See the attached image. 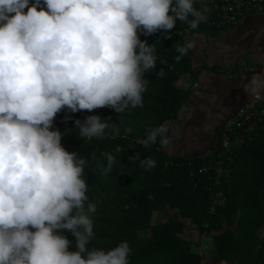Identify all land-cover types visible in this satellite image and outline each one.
I'll return each mask as SVG.
<instances>
[{"label": "clouds", "instance_id": "obj_1", "mask_svg": "<svg viewBox=\"0 0 264 264\" xmlns=\"http://www.w3.org/2000/svg\"><path fill=\"white\" fill-rule=\"evenodd\" d=\"M206 12L194 0H0V264H130L127 241L89 248L96 205L88 202L87 160L65 149L53 124L65 110L143 107L144 75L155 70L157 55L140 34L170 38L177 21L196 29ZM194 47L177 46L176 60ZM237 87L264 95V73ZM76 128L85 140L103 139L110 128L112 138L119 134L98 115L76 119ZM168 132L165 122L142 145L158 136L167 145ZM106 158L105 174L115 162ZM140 166L147 171L156 161L147 157ZM63 230L76 238L75 251Z\"/></svg>", "mask_w": 264, "mask_h": 264}, {"label": "trees", "instance_id": "obj_2", "mask_svg": "<svg viewBox=\"0 0 264 264\" xmlns=\"http://www.w3.org/2000/svg\"><path fill=\"white\" fill-rule=\"evenodd\" d=\"M194 6L199 9L195 1ZM218 30L206 21L196 29L177 21L170 38H165L168 34L163 31L149 36L141 33L140 39L153 44L157 55L155 70L144 75L149 83L143 93V107L123 113L110 108L76 113L65 110L56 116L53 129L63 133L62 145L87 160L84 179L88 183V202L96 205V212L91 215L95 238L90 249L109 250L127 241L132 249L130 264H199L200 255L190 251V241L180 236L183 223L172 216L174 210L199 231L218 230L213 235L216 260L264 264V230L259 231L264 227V112L253 125L244 127V121L235 127L229 137L241 140L223 151L218 136L210 152L189 158L162 150L159 136L147 149L142 145L149 131L165 122L170 132V124L190 93L195 75L205 67H192L186 53L177 61V46H184V37L189 33L212 36ZM161 68L164 74L157 76ZM208 68L217 70L214 66ZM185 74L190 78L187 86H176V80ZM89 115L115 124L119 134L112 138L114 129L110 128L103 139L80 138L75 120L83 122ZM214 131L219 133V127ZM106 154L115 161L107 174ZM147 157L154 159L156 166L145 171L140 161ZM216 161L221 176L215 183L213 172L207 168L204 173L200 167ZM215 191L223 198L220 204L212 202ZM154 213L155 220L151 222ZM222 222L233 226L234 231L221 229ZM63 235L71 241L69 250L75 251L76 238L67 230H63Z\"/></svg>", "mask_w": 264, "mask_h": 264}, {"label": "crops", "instance_id": "obj_3", "mask_svg": "<svg viewBox=\"0 0 264 264\" xmlns=\"http://www.w3.org/2000/svg\"><path fill=\"white\" fill-rule=\"evenodd\" d=\"M194 1L200 10L207 8L208 0ZM208 15L207 8L205 17ZM188 42L195 44L186 52L191 66L205 67L195 75L190 93L179 108L177 118L170 124V142L161 146L169 154L186 158L197 156L187 155L193 146L188 148L184 142L201 135L202 123L199 121L202 118L215 116L206 126L215 135L214 129L220 127L243 102L258 97L246 95L237 85L253 74L264 73V13L245 14L240 22L220 29L212 36L202 32L189 33L184 37V45ZM210 66L217 70H211ZM189 80V75H182L175 85L186 87Z\"/></svg>", "mask_w": 264, "mask_h": 264}, {"label": "built area", "instance_id": "obj_4", "mask_svg": "<svg viewBox=\"0 0 264 264\" xmlns=\"http://www.w3.org/2000/svg\"><path fill=\"white\" fill-rule=\"evenodd\" d=\"M206 6L209 9V15L205 19L207 25L219 30L237 24L245 14L264 13V0H208ZM255 103L261 104L255 106ZM263 112L264 95H260L254 101L243 102L233 114L228 116L219 127L217 141H219L222 151L231 143H235V139L231 140L229 137L235 127L247 118L259 117ZM217 155L219 156V154ZM207 168L213 172V178H215L212 164L201 166L200 171L205 173Z\"/></svg>", "mask_w": 264, "mask_h": 264}, {"label": "rangeland", "instance_id": "obj_5", "mask_svg": "<svg viewBox=\"0 0 264 264\" xmlns=\"http://www.w3.org/2000/svg\"><path fill=\"white\" fill-rule=\"evenodd\" d=\"M261 103H255V106H258ZM215 116L212 115L206 116L202 118V121H199L202 123V130L200 131L201 135L199 137H196L194 139H191L190 141L185 140V146L188 148H191L193 146V149L190 151H186L187 155H204L207 152H210L211 149L214 146L216 137L218 136V133L216 132L215 135L213 132H210V129L207 128L208 122ZM255 121L254 117L247 118L246 122L244 124V127H249L250 125H253ZM241 139L236 137L235 143L239 142ZM210 146V149L209 147ZM212 170H215V183L219 180V176H221V170H220V164L219 162H216L215 164H212ZM220 171V174H219ZM219 174V175H218ZM214 183V184H215ZM212 202L213 203H222L223 198L220 197V193L214 192L211 194ZM171 214L173 217L179 219L183 223L182 232L180 233V236L183 238H186L190 241V251L197 253L200 255V261L199 264H233L230 260H216L215 257L217 256V253H214L213 248V235L218 232V230L213 229H204L199 231L197 229V226L192 224L188 219L186 218H180L177 213L172 210ZM155 220V213L152 215L151 222ZM221 229L224 230H232L234 231V227L230 226L229 224H226L225 222H222ZM264 227L261 226L259 231L263 232Z\"/></svg>", "mask_w": 264, "mask_h": 264}]
</instances>
